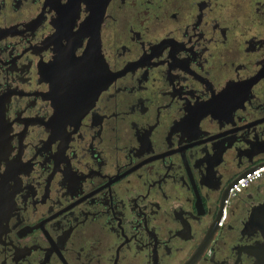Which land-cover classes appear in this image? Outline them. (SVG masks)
<instances>
[{
	"label": "flooded vegetation",
	"instance_id": "af4514ba",
	"mask_svg": "<svg viewBox=\"0 0 264 264\" xmlns=\"http://www.w3.org/2000/svg\"><path fill=\"white\" fill-rule=\"evenodd\" d=\"M264 0H0V264H264Z\"/></svg>",
	"mask_w": 264,
	"mask_h": 264
},
{
	"label": "built area",
	"instance_id": "2783aa9c",
	"mask_svg": "<svg viewBox=\"0 0 264 264\" xmlns=\"http://www.w3.org/2000/svg\"><path fill=\"white\" fill-rule=\"evenodd\" d=\"M259 164H262L259 168L247 172L238 179L232 189L233 196H236L252 185L257 184L264 177V162H260Z\"/></svg>",
	"mask_w": 264,
	"mask_h": 264
},
{
	"label": "water",
	"instance_id": "95a60500",
	"mask_svg": "<svg viewBox=\"0 0 264 264\" xmlns=\"http://www.w3.org/2000/svg\"><path fill=\"white\" fill-rule=\"evenodd\" d=\"M262 164H258L253 166L252 168H249L246 170L244 173H242L236 180L235 183H237L238 179L242 176L245 175L249 171H253L257 168L260 167ZM247 228L249 229H259L262 231L264 235V204L261 206H257L253 209V212L249 218V221L247 222Z\"/></svg>",
	"mask_w": 264,
	"mask_h": 264
}]
</instances>
